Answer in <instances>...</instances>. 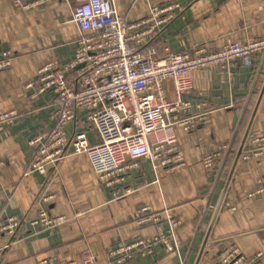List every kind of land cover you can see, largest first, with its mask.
<instances>
[{
    "label": "crops",
    "instance_id": "0c3cea01",
    "mask_svg": "<svg viewBox=\"0 0 264 264\" xmlns=\"http://www.w3.org/2000/svg\"><path fill=\"white\" fill-rule=\"evenodd\" d=\"M170 2H179L181 8L156 34L158 57L166 49L213 51L228 40L264 36V0H114V6L134 21L144 17L150 5ZM72 8L73 3L65 0H47L28 9L0 0V48L15 54L11 66L0 70V111L19 114L0 134V219L16 215L24 220L12 244L2 251L0 264H41L45 258L49 264L68 259L81 264L86 247L96 253L98 264H106L109 247L155 232L153 225L136 223L142 205L154 212L167 210L180 220L179 249L167 252L157 245L151 254L122 264H195L209 226L198 264H212L231 248L248 256L262 251L264 264V195L247 196L264 175V147L259 156L240 154L235 161L241 144L243 153L253 146L249 133H264V50L254 56L252 66L234 63L230 72L218 66L194 70L190 98L205 99L209 112L192 130H174L186 160L184 169L170 175L154 173L142 158L119 183L107 188L85 153H71L44 173L27 172L32 156L27 141L55 123L58 106L50 92L32 98L36 85L25 84L35 81L37 69L47 62L60 65L73 56L79 29ZM163 85L167 97L173 98L171 82ZM84 119L85 112L77 110L65 132L73 135ZM86 134L91 144L99 141L94 129L88 127ZM219 147L224 154L218 165L205 169L202 156ZM44 194L53 195L47 203L49 213L66 217L50 230L27 222L37 216ZM222 199L225 204L219 206ZM9 238L0 234V247Z\"/></svg>",
    "mask_w": 264,
    "mask_h": 264
},
{
    "label": "built area",
    "instance_id": "2783aa9c",
    "mask_svg": "<svg viewBox=\"0 0 264 264\" xmlns=\"http://www.w3.org/2000/svg\"><path fill=\"white\" fill-rule=\"evenodd\" d=\"M23 9L47 0H12ZM73 3L72 20L79 29L73 56L63 64L49 61L37 69L36 80L25 85L34 87L32 98L47 92L55 96L58 116L51 127H44L28 139L32 156L27 172L44 173L48 166L71 153H85L104 187L112 188L146 158L154 173H176L186 167L175 128L192 130L209 112L205 99L192 100L193 72L198 68L218 66L230 72L231 65L254 64V56L264 50V36L246 40H228L216 50L196 49L193 53L169 49L158 57L154 44L157 32L168 23L179 2L150 5L147 14L129 21L120 15L114 0H65ZM14 53L0 48V70L11 66ZM172 84L174 97L169 99L164 81ZM77 110L85 112L81 129L73 135L65 132L66 124ZM16 110L0 111V134L18 119ZM85 127V128H83ZM94 129L99 141L91 144L86 129ZM252 147L242 152L243 158L259 156L264 147V133H249ZM71 149V151H70ZM222 147L209 151L201 165L215 169L223 156ZM158 180V176H156ZM248 197L264 195V175ZM52 194H44V203L37 216L27 220L31 226L50 230L65 221L63 215H51L47 203ZM234 209V207H233ZM163 212L165 213L163 215ZM24 220L16 215L0 219V234L10 238L0 247V255L12 244ZM138 225H153L151 235L117 243L106 250V264H122L135 256L151 254L160 245L167 252H176L179 244L176 229L180 220L167 210L154 212L148 205L137 209ZM11 241V242H10ZM263 252L248 256L237 248L219 255L212 264H262ZM41 264L50 261L42 259ZM64 264H77L68 259ZM81 264H98L97 255L86 247L81 251Z\"/></svg>",
    "mask_w": 264,
    "mask_h": 264
},
{
    "label": "water",
    "instance_id": "95a60500",
    "mask_svg": "<svg viewBox=\"0 0 264 264\" xmlns=\"http://www.w3.org/2000/svg\"><path fill=\"white\" fill-rule=\"evenodd\" d=\"M246 135H247V134H246ZM242 148H243V144H241L239 150H238L237 153H236V157H235L236 160H235V161H237V160L239 159V156H240V154H241V152H242ZM220 204L224 205V204H225V199H224V200L222 199V200L219 202V206H220ZM210 228H211V227L209 226V228H208V230H207V233H206V236H205L204 241H203L202 248H201V250H200L199 256H198V258H197L195 264H198L199 258H200V256H201L202 251H203V247H204L205 244H206V241H207V238H208V235H209ZM183 264H186V262H184Z\"/></svg>",
    "mask_w": 264,
    "mask_h": 264
}]
</instances>
